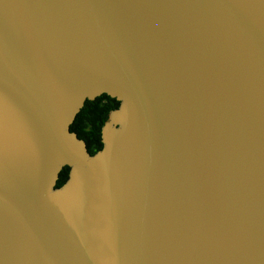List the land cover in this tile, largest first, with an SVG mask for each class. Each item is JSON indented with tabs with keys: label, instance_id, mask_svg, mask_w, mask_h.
Wrapping results in <instances>:
<instances>
[{
	"label": "water",
	"instance_id": "95a60500",
	"mask_svg": "<svg viewBox=\"0 0 264 264\" xmlns=\"http://www.w3.org/2000/svg\"><path fill=\"white\" fill-rule=\"evenodd\" d=\"M0 264H264V0H0Z\"/></svg>",
	"mask_w": 264,
	"mask_h": 264
},
{
	"label": "trees",
	"instance_id": "16d2710c",
	"mask_svg": "<svg viewBox=\"0 0 264 264\" xmlns=\"http://www.w3.org/2000/svg\"><path fill=\"white\" fill-rule=\"evenodd\" d=\"M119 103L118 100L107 94H102L93 100H86L70 125V131L75 132L77 137L85 142L91 155L102 148L101 128L107 120L109 112L116 109ZM68 172L69 167L64 166L59 173L56 186L65 182Z\"/></svg>",
	"mask_w": 264,
	"mask_h": 264
},
{
	"label": "flooded vegetation",
	"instance_id": "af4514ba",
	"mask_svg": "<svg viewBox=\"0 0 264 264\" xmlns=\"http://www.w3.org/2000/svg\"><path fill=\"white\" fill-rule=\"evenodd\" d=\"M102 95V94H101ZM100 96V95H99Z\"/></svg>",
	"mask_w": 264,
	"mask_h": 264
}]
</instances>
